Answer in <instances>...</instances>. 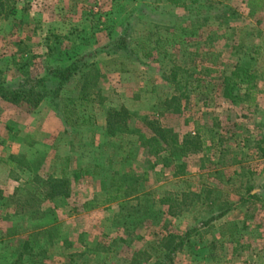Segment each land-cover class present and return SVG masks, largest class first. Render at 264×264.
<instances>
[{
    "label": "rangeland",
    "instance_id": "obj_1",
    "mask_svg": "<svg viewBox=\"0 0 264 264\" xmlns=\"http://www.w3.org/2000/svg\"><path fill=\"white\" fill-rule=\"evenodd\" d=\"M5 1L0 83L29 87L63 64L49 56L53 33L88 64L61 98L33 107L0 96V264H264V155L255 147L264 131V0ZM166 31L177 38L147 56V36ZM119 35L128 50L111 46ZM238 62L262 74L231 102L223 81ZM78 95H87L77 107L88 124L68 127L62 97ZM124 108L111 131L109 113ZM159 124L213 148L189 142L155 155L148 140ZM62 169L70 195L40 201L45 178ZM31 197L35 213H24ZM222 207L229 211L211 221Z\"/></svg>",
    "mask_w": 264,
    "mask_h": 264
},
{
    "label": "trees",
    "instance_id": "obj_2",
    "mask_svg": "<svg viewBox=\"0 0 264 264\" xmlns=\"http://www.w3.org/2000/svg\"><path fill=\"white\" fill-rule=\"evenodd\" d=\"M175 4H179L181 0H171ZM8 2L5 0H0V19L7 18L10 15L11 11H6L5 5ZM263 3H259L258 6L261 7ZM12 8V7H11ZM13 12V11H12ZM165 36L163 38H156V34L150 33L146 40L142 43L144 49H148L146 52L147 56H151L154 52V49L162 48L164 44L172 43L177 38L175 32H164ZM163 35V34H162ZM156 38V39H155ZM67 39L66 36L59 35L57 33H53L47 38V47L49 51V56L56 55L61 61L64 63L61 65H49L46 68V76L42 78L35 79V83L33 85L29 84V87H21L17 89H11L0 83V96L6 100L15 103H21L23 101L28 102L33 107L39 105L44 99L48 97H52L53 99L61 98V93L63 87L69 83L75 76H77L80 72L83 71V68L87 66L88 63L85 61V57L83 55L79 56V53H75L73 50H76L77 47H64V41ZM113 43L111 46L115 47V50H128V42L125 35H119L117 39H113ZM151 45H155L156 47L150 48ZM261 49V48H260ZM258 50V48H257ZM75 54H74V53ZM123 59L122 57H118L117 60ZM130 68H127L125 63L123 62L120 70L122 72L128 71ZM259 69L257 67H253V65L249 62L245 63H236L235 66L231 69L230 74L224 77V88H223V96L231 102L242 101V94L240 93L239 85H246L247 89H254L256 87V80L258 79ZM177 77V72H173V79ZM48 83H54V87H49ZM87 95L82 96L78 95V97H62V113L64 116L65 123L68 127H77L88 124L87 119L84 115H80V109H78L77 105L82 104L84 100H86ZM251 99L254 100V93L251 95ZM129 115V112L124 108L121 110L114 109L109 113L108 124L109 129L111 131L116 124L118 118H123L122 116ZM127 115V116H128ZM156 133L148 140V145L150 146L151 152L155 155H160L165 152H171L175 148H184L186 143L191 142L192 146L195 149L201 150H211L213 148L214 143H207L204 138H200L199 136L189 135L183 139V141H179L177 134H172L173 130L170 128L162 127L160 124L155 128ZM213 144V145H212ZM255 147L258 148L261 155H264V131L261 139L257 140ZM16 158L14 155H11L5 162L15 168ZM35 164V162H34ZM113 185H117L115 192L117 189L123 190L122 185V176L121 177H113L112 178ZM39 193V194H38ZM40 201H46L49 199H60L68 197L71 193V181L69 177H67L66 169L61 170V176L50 175L45 178L43 181V187L40 191H38ZM112 193V192H111ZM110 193V194H111ZM251 197L258 199L257 194H251ZM109 198H112L110 195ZM38 201L37 198H29L24 200L26 205H20L22 211L24 213H35V203ZM164 202H172L171 198H165ZM34 203V204H33ZM30 204L31 208L28 206ZM231 206V205H230ZM33 208V209H32ZM232 208V207H231ZM229 208H223L221 213L218 215L211 217V221L222 218ZM191 232L186 233L185 236H181L180 242L175 243L172 247L173 250L180 248L184 241L190 240Z\"/></svg>",
    "mask_w": 264,
    "mask_h": 264
}]
</instances>
